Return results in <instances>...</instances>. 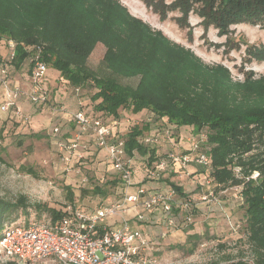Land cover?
<instances>
[{"label":"trees","instance_id":"obj_1","mask_svg":"<svg viewBox=\"0 0 264 264\" xmlns=\"http://www.w3.org/2000/svg\"><path fill=\"white\" fill-rule=\"evenodd\" d=\"M142 1L163 19L168 11H179L184 22L195 14L205 29L214 27L222 33L231 24H264V0ZM2 34L15 44L13 63L24 60L25 47L42 46L43 60L70 86L94 88L97 111L117 117L130 98L132 113L146 109L176 127L193 126L194 134L207 127L206 153L215 191L242 187L252 264H264V75L255 77L250 71L234 80L226 67L203 63L190 49L130 15L118 0H0ZM100 45L105 53L100 66L92 69L88 60ZM132 78L138 80L134 86L120 82ZM115 89L123 93H113ZM148 127H133L125 138V150L129 156L133 150L150 154L152 164L157 160L154 149L138 141ZM254 172L256 178L251 177ZM15 209V204L0 199V236ZM63 214L57 213L55 219Z\"/></svg>","mask_w":264,"mask_h":264},{"label":"rangeland","instance_id":"obj_2","mask_svg":"<svg viewBox=\"0 0 264 264\" xmlns=\"http://www.w3.org/2000/svg\"><path fill=\"white\" fill-rule=\"evenodd\" d=\"M118 1L130 15L142 20L153 30L160 31L168 40L190 49L203 63L226 67L234 80H242L250 71L255 73V77L264 75V57L258 56L261 51L264 53V24H231L222 33L214 27L205 29L199 16L195 14H190L184 22L179 11H168L163 19L161 14L155 13L153 8L148 7L142 0ZM172 1L174 0H165L166 4ZM104 53L105 49L101 45L95 48L88 60L90 68L97 69L100 66ZM10 62L7 58L0 62V80L5 82V86L10 84ZM47 67L46 78L49 83L46 85H55L61 73L50 64ZM3 68L5 74L1 73ZM137 81L136 78L120 80L123 85L130 86H134ZM65 88L67 90L64 97L67 99L68 96H75V99L83 100L81 97L84 93L90 97L96 92L92 87L82 91H76L70 86ZM71 89L73 92L67 94ZM113 93L123 92L115 89ZM64 102L58 97L51 99L49 94L46 102L40 103L39 107L33 105L30 111L21 107L23 112L18 108L20 115L17 117L10 113L0 116V199L16 205L6 223L49 221L67 208L89 212L97 206L122 198L120 182L114 178L107 166L104 167V163L108 164L106 159H103V163L96 153L86 158L85 152H77L76 148L64 149L66 142H62L65 137L62 134H65L69 126H57L61 124L59 115H56L57 111L72 117L77 110L85 111L87 106L92 107L89 100L87 105L77 104L71 109L65 107ZM131 103L132 100L128 98V107L119 108L120 115L126 113V118H132L129 120L130 124L144 123L148 119L147 116L135 118L129 108ZM147 122L150 128L148 127L144 134L150 136L149 132L151 129L153 131L156 125L153 119H148ZM54 128L58 131L55 132ZM168 128H171L173 137L167 144H177L174 149L179 151H176L178 154L187 153L192 145H197L201 152L208 151L207 127L203 126L197 134H194L191 125L176 127L170 124ZM196 155L193 153L191 158L194 159ZM141 158L136 155L135 160H132V168H138L142 171L141 174H144L153 164ZM192 163L186 164L185 167L181 163L171 164L165 171L168 175L163 177V172L159 177V186H164L162 183L166 184L165 181L170 184L166 189L172 188L171 184H174L182 190L183 196L192 201L194 207L189 211L190 220H185L189 212L173 213L174 228H150L148 237L152 243L151 257L157 264H224L238 260L252 264V252L245 229L242 187L227 186L215 191L217 187L210 177V167L194 162L197 167L191 173L187 170ZM172 167L176 172H172ZM238 171V168H234L236 174ZM256 176L257 173L254 172L251 177ZM96 189L105 190L106 196L96 194ZM208 193L210 195H206ZM163 232L165 236L161 237ZM194 234L198 237L191 236ZM1 260L3 259L0 257ZM35 264L57 263L46 259Z\"/></svg>","mask_w":264,"mask_h":264},{"label":"built area","instance_id":"obj_3","mask_svg":"<svg viewBox=\"0 0 264 264\" xmlns=\"http://www.w3.org/2000/svg\"><path fill=\"white\" fill-rule=\"evenodd\" d=\"M7 44L10 48L7 58L12 61L15 44L10 40ZM32 49L30 89L26 96L31 103L40 104L46 102L49 95L46 89L47 63L42 57V46L34 45ZM1 73L5 74L4 68ZM5 90L6 100L1 109H13L14 114L19 116L20 111L15 106V101L20 96V91L9 87ZM72 120L78 131L73 136L72 143L63 145L64 149H75L76 141L83 133L92 135L95 147L105 151V159L122 186V198L97 206L89 212L67 208L63 211V216L55 220L7 224L0 236V257L3 259L0 263L15 261L17 264H35L52 259L57 264H157L150 254V241L141 229L130 223L126 217L127 212L136 210L135 219L140 222L144 220L142 211L158 209L169 215L166 225L170 229L175 227L173 213H188L194 207L192 201L173 188L151 192L137 185L134 182L131 157L127 156L124 148V140L113 134L112 126L101 117L77 111L72 115ZM168 127L158 128L153 136L143 137L141 143L155 144L161 136L171 141L173 135ZM54 131L57 132L58 129L54 128ZM192 146L189 153H168L167 158L148 168L147 177L159 180L160 175L171 164L181 163L185 167L186 164L195 162L210 167V156L205 151L201 152L197 145ZM191 152L197 154L194 159L191 158ZM190 216L189 212L185 220H190ZM108 219H114L115 223L107 224Z\"/></svg>","mask_w":264,"mask_h":264},{"label":"crops","instance_id":"obj_4","mask_svg":"<svg viewBox=\"0 0 264 264\" xmlns=\"http://www.w3.org/2000/svg\"><path fill=\"white\" fill-rule=\"evenodd\" d=\"M7 41H8V38H7V36L5 34L0 35V62L3 61L8 56L10 48H9V46L7 44ZM24 50H25V53H26V57L24 58V60L21 63L15 64V63H13V60H12L10 62V64H9L10 84L7 83V85L5 86V84H3V80L2 81L0 80V116H4L5 115L4 113H6V114L10 113V114H12V116H16L14 114V112L12 111L13 109L6 110V111L1 109V105L6 100V90H5L6 87H9L10 89H17V90L20 91V96L15 101V106L17 108H19L21 111H22V108L25 109V110L30 111V108L33 107V105L35 107H37V106L39 107L40 106V104L36 105V104L31 103L29 101V99L27 98V96H26V93L30 89V73H31L32 48L31 47H29V48L25 47ZM0 79H1V77H0ZM48 83H49V81H48ZM66 86H70L69 83L65 79L60 77L59 79H57L55 85H52V86H47L46 85V89L49 92L51 99L52 98L56 99L58 97L60 100L63 99V102H64V99L65 98L67 99L66 96L64 97L65 90H67V88H65ZM70 87H72V86H70ZM90 88L91 87L89 86L86 89L88 90ZM84 89L85 88L83 86L81 91L84 90ZM70 92H73V89L68 90L67 94L70 95L71 94ZM75 98H76L75 96H73V97L72 96H68V99L67 100L65 99V101H67V106H66V103L64 102L65 107H69L71 109L73 107V105H77V104L78 105H83V103H85L87 105V101L89 100V102L92 104V107L90 105L87 106V110L88 111L87 110H85V111L84 110H77V111H82L85 114L90 115V116L101 117L104 121H106L107 123H109L112 126V133L115 134V135H118L120 138H122L124 140V142H125L126 136L128 135V133L131 131V129L133 127H136V128L146 127L148 125V122H147L148 119H153L155 121V125H156V127L153 129V131L151 129V131L149 132V133H151L150 136H153L156 133V130L158 128H162L163 129L165 126H170V124L168 122H166L165 118L158 120L153 115L152 112H149L146 109H144V110H142V111H140L138 113L132 114V115L135 116V118L139 117V116H143V115L147 116L148 119L145 120L146 122L144 121V123H141L140 125H139V122H133V123L130 124L129 120L132 119V118H130V117H129L130 119L126 118L127 117L126 113H122L120 115V110H118L117 117H115L112 114H106V113H104L102 111H97L94 108L96 102H93L92 96L89 97L87 94L85 95V93H84L83 96L81 97L83 100L75 99ZM89 109H91V110H89ZM92 110H93V112H92ZM56 115H59V117L61 119V124L57 125L58 127L59 126H63V127L69 126V129L67 128V131L65 132V134L64 133L62 134L63 136H65V137H63L64 139H63L62 142H66L64 144L68 145V144H70V143H72L74 141L73 136L75 135V133L78 130H77V128H76V126H75V124H74V122L72 120V117H70V115H67V113L59 114V111H57ZM161 120H163V122ZM150 136L146 135V134H142L141 136L138 137V141L141 143V139L143 137H150ZM167 142H169V140L164 138L163 136H161L157 143L152 144V145H143V146L146 147V149H148V150H153L154 149L155 154H156L155 157L157 159L155 162H157V161H160L162 159L167 158V154L170 153V152H173V153L179 152V151L174 149L175 145H177V144L172 143V145H169V144H167ZM171 146H173V148ZM75 151H77V152H85L86 158H88L90 156H93L96 153V155L98 157L102 158V161H103V159H105V151L103 149L99 150L98 148L95 147V142H94L93 136L90 135V134L83 133L81 135V138L78 141H76V149H75ZM188 151H186V152L188 153ZM132 153H133L132 156H129L126 153L128 157H131V160H135L136 155H137L138 158H141L143 156L141 158V160L145 159L146 161L149 162V155L148 154L141 155L135 150H133ZM193 153H195V152H191V154H193ZM139 155H141V156H139ZM155 162H153L152 164H154ZM103 163H104V161H103ZM131 164H132V162H131ZM140 164L142 165V163H140ZM105 166H107L111 170V174H113L114 178L117 179L115 174L113 173V171L111 169V166L109 164L104 163V167ZM189 166H190V169H188L187 171H189L191 173L194 172V168L197 167V165H195L193 163L190 164ZM171 169H173V167ZM147 170L145 171L144 174H141L142 171L140 169H138V168L136 170L133 169V171H134V176H133L134 177V182L137 185H141V186L145 187L147 190H149L151 192H154V191H165V190L171 188V187H169V188L166 189V187H168L170 185L168 181H165L166 184L168 183L167 185L165 183H162V184H164V186H159V183H157V182L160 180V178L157 181L149 179L147 177ZM172 172H176L175 169H173ZM166 174L168 175V173L164 172L163 173V177ZM138 179H140L139 182L137 181ZM159 189H163V190H159ZM137 210H139V209H137ZM136 212H137L136 210H129L127 212L126 217H127V219L130 221V223L132 225H134V226L138 227L139 229H141V231L143 232V234L145 235V237L149 241H150V238L148 237V233L150 231V228H153V227L154 228H158V227L162 226L164 229L165 228L167 230L169 229L167 227V225H166V220L169 217L168 214H165V213H163L162 211H160L158 209L152 210V211H142V213L144 215V220L139 222V221H136V219H135ZM184 213H187V212H184ZM106 223L109 224V225H113L115 223V220L114 219H108L106 221ZM194 235H196V234H194ZM164 236H165V234L163 232L161 234V237H164ZM188 236H190V235H188Z\"/></svg>","mask_w":264,"mask_h":264}]
</instances>
